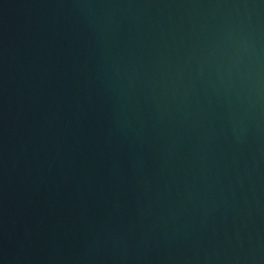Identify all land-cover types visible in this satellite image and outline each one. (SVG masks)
I'll list each match as a JSON object with an SVG mask.
<instances>
[{
    "label": "water",
    "instance_id": "water-1",
    "mask_svg": "<svg viewBox=\"0 0 264 264\" xmlns=\"http://www.w3.org/2000/svg\"><path fill=\"white\" fill-rule=\"evenodd\" d=\"M0 264H264V0H0Z\"/></svg>",
    "mask_w": 264,
    "mask_h": 264
}]
</instances>
